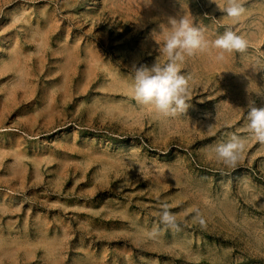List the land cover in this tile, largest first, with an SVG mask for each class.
<instances>
[{"label": "rangeland", "instance_id": "rangeland-1", "mask_svg": "<svg viewBox=\"0 0 264 264\" xmlns=\"http://www.w3.org/2000/svg\"><path fill=\"white\" fill-rule=\"evenodd\" d=\"M241 3L246 52L188 58L191 104L162 118L131 99V67L155 61L168 16L222 33L211 0H0V264H264V143L245 120L264 0ZM229 132L231 168L211 153ZM163 204L178 228L149 239Z\"/></svg>", "mask_w": 264, "mask_h": 264}, {"label": "clouds", "instance_id": "clouds-1", "mask_svg": "<svg viewBox=\"0 0 264 264\" xmlns=\"http://www.w3.org/2000/svg\"><path fill=\"white\" fill-rule=\"evenodd\" d=\"M143 6L151 5L153 0H141ZM217 9L223 13L220 19L230 23L224 25L222 33L209 40L202 28L194 27L187 13L168 16L159 25V30H153L152 39L157 46L158 55L149 65L133 64L132 80L129 85V95L135 104L149 113L162 118H175L184 114L192 101V88L189 79L181 74V66L188 58L198 55L211 47L218 50L217 59L224 60L226 54L245 53L249 47L248 40L234 27L245 14L241 0H211ZM182 3V0H181ZM254 69L255 67L252 66ZM256 70V69H255ZM249 101L245 110L246 130L249 136L264 143V106L258 107L254 93L264 95V86H253L249 78L247 87ZM245 147L244 141L235 133L229 132L226 138L211 148L215 160L226 166L234 167L240 159ZM129 167L139 168L138 159L130 155L127 158ZM162 174V170H161ZM169 175L171 171L169 170ZM194 218L200 217L198 209H193ZM199 223L203 225L202 218ZM178 223L167 204H163L159 212V226H154L147 233L149 239H155L162 229H177Z\"/></svg>", "mask_w": 264, "mask_h": 264}]
</instances>
